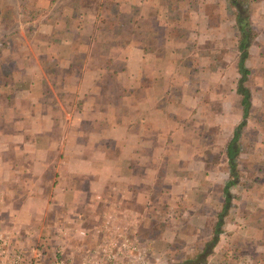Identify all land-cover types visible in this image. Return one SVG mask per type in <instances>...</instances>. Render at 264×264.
<instances>
[{
  "label": "crops",
  "instance_id": "obj_1",
  "mask_svg": "<svg viewBox=\"0 0 264 264\" xmlns=\"http://www.w3.org/2000/svg\"><path fill=\"white\" fill-rule=\"evenodd\" d=\"M223 1L112 0L109 8L103 4L100 15L107 17L109 28L123 24L129 27L124 40L117 33L97 32L100 19L96 7L87 17L91 32H84L83 40L79 33L75 38L64 32L57 39H44V43L55 46L54 50L48 46L43 51L47 55L27 52L26 59L32 64L11 69L12 77L6 84L0 79V196L11 193L9 201L14 196L19 199L17 205L7 202L4 208L13 217V225L37 231L38 220L45 214L58 216L52 211L61 205V215L78 221L87 215L97 219L110 207L137 209L142 227L151 216V206L159 210L158 197L168 195L174 202L183 194L196 195L199 178L193 170L200 172L201 167L197 162L193 165V120L190 129L184 122L193 115V106L188 115L175 110L179 99L189 102L188 95L173 92L179 86L173 81L174 75L181 71L177 50L202 33L213 41L227 35L228 40L237 39L239 31L230 12L219 10L216 23L211 21L212 13L198 12L199 4L223 7ZM224 2L229 4V0ZM250 6L249 20L255 36L247 61L255 68L254 87L248 85L247 78L251 106L238 136L237 163L243 173L249 169L252 189L260 192V196L246 200L244 208L257 211L264 208V177L261 182L255 181L256 172L264 167V0ZM124 13L126 18L121 16ZM190 23L195 27L184 36L174 30L159 32ZM141 25L146 26L145 32H136ZM215 25L223 28L221 33ZM213 47H208L205 56H213ZM45 64H52L54 72ZM17 79L20 84L15 85ZM166 122L171 123L169 127ZM234 128H225L221 166L209 168L205 161V178L217 185L220 194L229 178L226 147ZM185 147L191 150L187 153ZM160 164L167 167L161 177L166 178L163 183H167L168 192L159 191L153 198L151 190L161 178ZM248 189L245 186L244 193ZM97 193L104 197L102 201L95 199ZM243 216V223L238 222L233 231L241 235L240 248L247 246L249 237L254 240L252 247L264 252V219L253 227ZM247 226L253 227V235L245 232ZM246 259L260 262L245 256L243 264Z\"/></svg>",
  "mask_w": 264,
  "mask_h": 264
},
{
  "label": "rangeland",
  "instance_id": "obj_2",
  "mask_svg": "<svg viewBox=\"0 0 264 264\" xmlns=\"http://www.w3.org/2000/svg\"><path fill=\"white\" fill-rule=\"evenodd\" d=\"M69 1L71 0H0V79H6L7 76L3 75L9 73L13 68L32 64L28 62L29 59H26L29 57L25 56L27 52L30 55L33 53L47 55L43 51L48 49V46L51 51L54 50L55 46L51 42L48 44L44 43V39H57L59 33L64 32L65 35H75V38L82 35L81 40H83L85 38L83 33L91 32L90 28L87 29L89 27L87 25V21H89L87 17L94 12L96 7V14L100 19L97 32L117 33L118 36L120 34L119 39L124 40V34L127 33L129 27L123 24L120 28L116 25L109 28V24L105 22L107 17L100 15L102 14L100 8H103V4L105 3L107 8H109L112 0H105L101 4H99V0H76V6L74 7V4H70ZM224 1L222 2L223 7L214 6L213 3L199 4L198 12L209 15L212 13L214 17H211V21L214 23L218 21V13L220 12H230L235 20V6L230 2L227 4ZM246 1L248 14H250L251 10L249 11V7H251L252 2L257 0ZM131 10L133 11L134 9ZM106 11L109 12V9ZM121 16L126 18L125 13ZM193 19H196L195 16H193ZM215 26L219 27L218 32L221 33L219 30L223 28L220 25ZM138 27L139 29H135L136 32H145L146 26L141 25ZM192 27L194 28L195 24L179 25L176 32L184 36ZM234 27L235 30L239 31L236 23ZM170 29L172 27H166V29H159V32L161 30L170 32ZM227 36L225 39L217 36L218 39L213 41L202 33L195 40L193 36V40H188L187 43L182 44L181 48L177 50L178 54H180L177 59L179 65H181V71H179L178 75L175 74L173 79V81H177L176 83L179 86H175V83L172 82L175 86L172 88L176 94H181L182 92L183 96L188 95L189 102L179 99V104L175 105V110L188 115L190 108L193 106V115L187 116L184 122L188 126L193 120V143L195 144L193 146V165L197 162L200 163L201 167L200 172L195 170L194 173L193 170V174H197L199 178V191H194L196 195H193V193L183 194L176 198L174 202L168 195H163L161 198L158 197L161 199L160 206H157L158 211H156L155 206H151V216L149 220L147 219L146 224L140 227V234L147 239L152 264H243L242 260L245 256H250V260H259L258 264H264V252L256 251L252 247L254 246L252 244L254 240L247 237V246L249 245L250 247L244 246L240 248L241 235L233 232L238 228V222H240V225L243 223L241 218L243 215L245 216H243L245 222L249 223L250 226L255 225V223L257 225L262 224L264 219L263 206L257 211H253L254 207L250 209L244 208L246 200L260 196L257 195L260 192H255L252 189L253 181L249 180L251 173H248V168H246L245 173L238 168L240 172L238 182L240 185L234 183L229 187L233 195L231 198L232 206L225 216L222 231L217 234L218 238L214 249L211 245L208 252L205 255L202 254L207 247H210L211 239L215 235L214 223L222 205L220 199L222 198L223 200L225 196L224 191L220 194L217 190V185H213L211 179L205 178V175H207V171L204 169L205 161H207L209 168L214 167L217 169L218 166L216 165L218 164L221 166L220 155L222 154V147L225 145V128L228 126L231 130L243 118L241 95L236 90L239 75L237 76V72H235V68H237L236 58L238 59L239 54L237 48L239 32L234 42L228 40L229 37L227 38ZM155 40L154 43H156ZM250 45L248 51L250 56H252ZM208 47H213V56L211 57L205 56ZM41 61L44 64V60ZM245 64L248 68L250 67V72L247 76L249 78L248 85L254 87L252 82L255 68L253 69L252 63L249 64L247 57L245 58ZM46 66L54 70L52 64H47ZM210 67L211 70H207ZM213 68L218 70H213ZM188 78L191 80L189 81ZM181 81L183 82L182 87ZM45 98L46 101L47 96ZM175 110L172 108V111ZM166 123L168 127L171 124L170 122ZM188 129H190L189 126ZM196 143L201 144V147H197ZM184 150L188 153L191 147H185ZM197 156L203 158V161H199ZM246 167L250 168L248 164ZM166 171L167 167H162L160 164L159 177L164 176ZM256 173L258 174L255 181L261 182L264 177V167L259 168ZM243 175H245V178ZM163 179L166 178L161 177L158 179L151 190L150 196L153 198L157 196L159 191L168 192V189H166L167 183H163ZM169 180L170 178L168 177ZM245 186L249 187L246 193H244ZM262 187L264 189V186ZM3 189L6 190V188ZM11 196V193H8L7 196H0V222L11 229L13 226H18L20 231H24L25 227L23 225H13V217H9L8 211L4 209L7 202L13 205L18 204V197L14 196L9 201L8 198H11ZM194 204H196V208H194ZM52 212L58 213V216L56 214L54 216L51 214L43 215L38 220L37 231H33L34 235L31 238L27 236L28 232L21 233L31 240H50V226L54 224V221L62 222L64 220V216L60 214L62 212L61 205ZM92 219H96V216L87 215L82 223L90 224ZM253 227L247 226L244 230L245 232L248 231L247 234L253 235ZM77 240L78 238L75 236L69 238V241L74 245ZM200 254L202 255L199 256ZM203 257L205 262L195 263ZM237 259H241V262ZM244 263L256 264V261L252 260V263H249V259H246Z\"/></svg>",
  "mask_w": 264,
  "mask_h": 264
},
{
  "label": "built area",
  "instance_id": "obj_3",
  "mask_svg": "<svg viewBox=\"0 0 264 264\" xmlns=\"http://www.w3.org/2000/svg\"><path fill=\"white\" fill-rule=\"evenodd\" d=\"M103 198L95 195L97 201ZM141 221L137 209L110 207L90 224L65 217L54 221L49 224L50 240L28 239L32 230L0 222V264H152L149 244L140 234ZM72 236L78 238L75 245L69 241Z\"/></svg>",
  "mask_w": 264,
  "mask_h": 264
},
{
  "label": "trees",
  "instance_id": "obj_4",
  "mask_svg": "<svg viewBox=\"0 0 264 264\" xmlns=\"http://www.w3.org/2000/svg\"><path fill=\"white\" fill-rule=\"evenodd\" d=\"M76 0L69 1L70 4H74L76 6ZM230 3H232L236 10H235V23L237 24V27L239 29V38L237 40V48L239 51L238 59H237V71L239 73L238 79H237V85L236 90L241 95V104L243 108V118L240 120V122L235 126L234 133L232 138L227 144L226 147V153H227V161L229 164V178L227 179L225 185H224V200L222 201V205L220 210L217 213V219L214 223V234L220 233L222 231V225L225 220V216L228 213L229 208L232 206L231 204V198L232 193L230 192V185L237 183L240 177V172L238 169V163H237V155L239 152V145H238V136L240 133L241 128L246 123V117L248 116L249 109L251 106V92L247 85H245V81L247 79V76L250 72V69L245 64V58L248 55V47L250 43L252 42L255 31L252 28L249 20V14H248V7H247V1L246 0H229ZM101 4V3H100ZM72 6V5H71ZM177 31L178 29H170V31ZM169 31V30H168ZM49 69V67H48ZM50 71H54L53 69H49ZM21 70H17V74H20ZM9 73H5L3 76H7L6 79H1V82H4L6 84L8 81H10L11 77ZM15 85L20 84V82L17 80L14 81ZM12 87V86H11ZM217 236L213 235L211 242L213 243L212 246L216 244ZM203 263L205 262L204 257L200 258L199 261H196L195 263Z\"/></svg>",
  "mask_w": 264,
  "mask_h": 264
},
{
  "label": "water",
  "instance_id": "obj_5",
  "mask_svg": "<svg viewBox=\"0 0 264 264\" xmlns=\"http://www.w3.org/2000/svg\"><path fill=\"white\" fill-rule=\"evenodd\" d=\"M215 236H217V233H215ZM213 243L211 242L210 243V247H207L206 249H205V251L202 253L203 255H205L207 252H208V250L211 248V245H212ZM202 254H200L199 256H201Z\"/></svg>",
  "mask_w": 264,
  "mask_h": 264
}]
</instances>
